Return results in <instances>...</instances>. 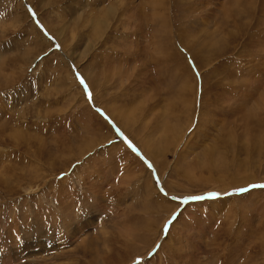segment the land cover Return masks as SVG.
Returning a JSON list of instances; mask_svg holds the SVG:
<instances>
[{"label": "rangeland", "instance_id": "374dc122", "mask_svg": "<svg viewBox=\"0 0 264 264\" xmlns=\"http://www.w3.org/2000/svg\"><path fill=\"white\" fill-rule=\"evenodd\" d=\"M254 184L264 0H0V264H264Z\"/></svg>", "mask_w": 264, "mask_h": 264}, {"label": "bare ground", "instance_id": "6f19581e", "mask_svg": "<svg viewBox=\"0 0 264 264\" xmlns=\"http://www.w3.org/2000/svg\"><path fill=\"white\" fill-rule=\"evenodd\" d=\"M29 5V4H28ZM94 15H96V13L94 14ZM97 15H99V14H97ZM100 21H98V23H99ZM164 23V22H163ZM166 23V22H165ZM95 28V27H94ZM98 28V27H97ZM96 29V28H95ZM163 31V30H162ZM160 35H162V34H160ZM159 36V35H158ZM157 36V37H158ZM161 37V36H160ZM163 41V40H162ZM44 43L45 44H47V41L46 40H44ZM188 70V69H187ZM145 108V107H144ZM147 109L146 110H144L143 112H144V114H149V113H151V111H152V109H153V106L151 105V106H148V107H146ZM107 115H109L107 112H105ZM110 116V115H109ZM123 130V129H122ZM123 132L124 133H126L128 136H129V134L126 132V131H124L123 130ZM130 139H132L133 141H134V139L133 138H131L130 137ZM135 142V141H134ZM135 143H137V146H139L138 148L141 150V152H142V154L152 163V166L156 169V171H157V173L159 174V173H161V170L162 169H160V167H159V165H158V160H157V157H156V155H154V153L153 152H150L149 150H147L145 147H144V145H142L140 142H135ZM260 146V145H259ZM122 147V149L124 150V147L123 146H121ZM122 149H120V150H122ZM130 156V158L134 161V162H136V163H138L135 159H133V157L131 156V155H129ZM139 164V163H138ZM150 177V176H149ZM248 184H252V182H250V181H245L240 187H244V186H247ZM239 187V186H238ZM239 187V188H240ZM249 194H251V193H249Z\"/></svg>", "mask_w": 264, "mask_h": 264}, {"label": "snow or ice", "instance_id": "6c2138e0", "mask_svg": "<svg viewBox=\"0 0 264 264\" xmlns=\"http://www.w3.org/2000/svg\"><path fill=\"white\" fill-rule=\"evenodd\" d=\"M47 35V33H45ZM77 78L80 79V82L83 84L84 81L83 79L79 76V74H77ZM89 98H91L90 94H89ZM99 111V110H98ZM129 146L131 147V144H129ZM149 167H151V165L149 164ZM251 187H264V185H251ZM247 189H240L239 191H246ZM210 195H216V194H210ZM193 199H204V197H193ZM170 223V222H169ZM167 228V225L165 226Z\"/></svg>", "mask_w": 264, "mask_h": 264}]
</instances>
